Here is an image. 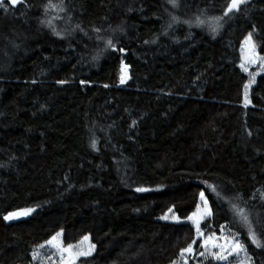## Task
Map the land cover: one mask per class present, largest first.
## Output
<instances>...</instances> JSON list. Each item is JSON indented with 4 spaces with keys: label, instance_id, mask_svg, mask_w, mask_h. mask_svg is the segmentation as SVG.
<instances>
[{
    "label": "trees",
    "instance_id": "1",
    "mask_svg": "<svg viewBox=\"0 0 264 264\" xmlns=\"http://www.w3.org/2000/svg\"><path fill=\"white\" fill-rule=\"evenodd\" d=\"M49 3L61 0L0 8V264H35L59 232L66 247L95 245L74 264H177L189 244L195 264V227L160 217L189 218L202 192L204 236L223 226L264 264L232 211L248 210L264 239V75L246 101L240 54L251 33L264 57V0L216 32L197 17L221 16L229 0Z\"/></svg>",
    "mask_w": 264,
    "mask_h": 264
},
{
    "label": "rangeland",
    "instance_id": "2",
    "mask_svg": "<svg viewBox=\"0 0 264 264\" xmlns=\"http://www.w3.org/2000/svg\"><path fill=\"white\" fill-rule=\"evenodd\" d=\"M246 39L242 43L240 54H241V68L249 78V81L247 83L249 85L248 93H247L248 95L250 92V89L255 85L257 78L261 75H264V61L260 59L261 57L258 55V52L255 49V47L252 48L248 43H246ZM252 44L254 45L253 40H252ZM253 55L255 57V62H253ZM122 71H123V77H125L124 82H126L129 79V70L125 69L124 66H122ZM253 77H254V82L250 83V81H253ZM204 198L207 200L205 196ZM206 209L211 210L208 200H207V205H205L204 201L200 198L198 208L194 212L196 215L194 216L193 215L194 213H193L190 216L191 219L189 217L183 220L178 215L174 214L173 210H171L162 216V217H165V216L168 217L167 219H161L160 217V220L165 221V222H173V223H189L193 225L195 229H196L195 221L199 220L200 233L197 232V237L204 240L208 238L209 236H204V232L201 230V225L207 218L211 216V214H208ZM24 211L25 210L17 212V213H20V215H18L17 218L11 219V220L16 221V220L26 218L31 213L30 212L29 214L24 215L23 214ZM173 217H176L177 219H173ZM213 235L215 237L214 242L220 245H227L234 236L236 239L241 241L238 234H236L235 232L227 228H224L223 231H221L218 234L214 233L210 236H213ZM54 236L57 237L58 243H62L63 246L66 247L63 243V233L62 232H59ZM86 237H88L87 240H85L84 239L85 237H84L83 240L80 241L79 243L71 245L73 255H75L76 252L81 251V250L83 251L90 250L91 254L95 251V247L91 248V245H93V243L91 242L90 236H86ZM218 251H220L219 248H214L211 246H209L207 252H205V248H202L201 252H205V255L201 256L199 254L195 258V264H240L241 261L245 260V256L243 252H240L239 254L232 253L231 255H228L227 252H225V255H227L226 260H217L212 255L209 254V253H215ZM61 255L64 256L63 260L61 259ZM194 255H195V251L193 249L192 254L186 253L183 258H180L177 264H184V260H187V264H191L190 262L192 258L194 257ZM81 257H84V256H78V257H75V259H72L71 257L68 256L67 253L61 254L55 247H53L52 245H48L46 243L34 254L35 264H74ZM248 264H252L251 259L248 262Z\"/></svg>",
    "mask_w": 264,
    "mask_h": 264
},
{
    "label": "snow or ice",
    "instance_id": "3",
    "mask_svg": "<svg viewBox=\"0 0 264 264\" xmlns=\"http://www.w3.org/2000/svg\"><path fill=\"white\" fill-rule=\"evenodd\" d=\"M22 0H8V3L11 4L13 7H15L17 4L21 3ZM168 2L172 5L173 8L178 7V3L177 0H168ZM248 2V0H229V3L226 6V9L223 11V14L221 16H214L212 17L209 21H205L200 19V17H197V26L202 25L204 23H208L209 27L211 28L212 32H216L218 30V28L221 26L220 22L224 19V17H228L231 13L233 12H239L241 10V6L246 4ZM0 8H4L5 11H7V7L5 6V0H0ZM47 8H58L59 11H64V7H63V0H61L60 4L57 5H53L51 3H49V5L46 7L45 12H47ZM173 21H175L177 18L175 16L172 17ZM41 23H45V21H41ZM48 26L51 27V21H48ZM77 27H79V25H77ZM169 27H171V25H169ZM96 31H99L98 29H96ZM53 34L63 38V36L61 35V33L56 32L55 29L53 28ZM246 43H248L252 48L255 47V45L252 44V35L251 33H249L247 39H246ZM107 46L113 48V50L115 51V47L112 45V41L109 40L107 41ZM120 51H123V49H120ZM262 61H264V57L260 58ZM253 62H255V57L253 55ZM246 70V69H245ZM125 81V77H121V83H123ZM254 82V77H253V81ZM60 83H64L63 81H61ZM248 88L249 85L245 84L244 85V91H245V100L247 101V93H248ZM135 123V122H133ZM249 135H251V133H249ZM93 147H95V142H93ZM208 188L216 193L217 197L220 199H224V197L221 196V194L219 192L216 191V187L213 185H208ZM136 191L138 192H144L147 191V189L145 188H137ZM264 195V194H262ZM201 199L204 201L205 205H207V200L204 198V193H201ZM236 199H240V197H236ZM34 211V209H27L23 212L24 215L29 214L30 212ZM171 211V210H170ZM206 211L208 212V214H211V210L210 209H206ZM232 211L234 212V215L237 216L239 218V221L242 223V225H244L247 229V234H248V239L251 240L252 244H254L257 248H264V239L261 238L260 234H258L255 231V228L253 227V222L251 219V215L250 212L248 210H246L245 208H241L239 205L237 204H232ZM18 215H20V213L17 212H12L9 213L8 215H6L4 217V219L6 221L11 220V219H15L18 217ZM194 216L196 215L195 213L193 214ZM168 217H161V219H167ZM173 219H177L176 217H173ZM191 219V217H190ZM257 222L259 223V219L257 220ZM195 226H196V231L198 233H200V227H199V220L195 221ZM222 231H223V226H222ZM202 235V233H201ZM85 240L88 239V237L84 238ZM215 241V237L213 236H209L208 238L203 240V243L200 245V247L205 248V252L208 251L209 246L214 247V248H219L220 251L215 252V253H209L210 255H212L215 259L217 260H226L227 259V255H225V252H227L228 255H231L232 253H237L239 254L240 252L244 253L245 256V260L241 261L240 264H248V262L250 261V257L248 256L247 253V248L245 246V244L243 242H241L240 240L236 239L235 236L229 241V243L227 245H220L214 242ZM195 243V241H193V244ZM46 244L48 245H52L53 247H55L61 254L63 253H67L69 257H71L72 259H75V257L78 256H87L91 254V251H78L75 253V255H73L72 253V246L69 245L67 247H64L62 243H58L57 242V237L53 236L51 237L48 241H46ZM95 245H91V248H94ZM205 252H201L200 255L203 256L205 255ZM192 254L193 253V247L192 244H189L186 248L182 249L180 252V257L183 258L185 256V254ZM61 259H64V256L61 255ZM184 264H187V260H184Z\"/></svg>",
    "mask_w": 264,
    "mask_h": 264
},
{
    "label": "bare ground",
    "instance_id": "4",
    "mask_svg": "<svg viewBox=\"0 0 264 264\" xmlns=\"http://www.w3.org/2000/svg\"><path fill=\"white\" fill-rule=\"evenodd\" d=\"M124 68L129 70V67L127 65H125V64H124Z\"/></svg>",
    "mask_w": 264,
    "mask_h": 264
},
{
    "label": "water",
    "instance_id": "5",
    "mask_svg": "<svg viewBox=\"0 0 264 264\" xmlns=\"http://www.w3.org/2000/svg\"><path fill=\"white\" fill-rule=\"evenodd\" d=\"M22 1H23V0H22ZM19 4H20V3H19ZM17 5H18V4H17ZM17 5H16V6H17Z\"/></svg>",
    "mask_w": 264,
    "mask_h": 264
}]
</instances>
